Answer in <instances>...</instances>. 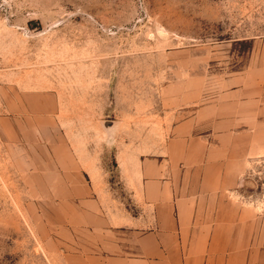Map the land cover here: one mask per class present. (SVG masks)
<instances>
[{
	"label": "crops",
	"instance_id": "crops-1",
	"mask_svg": "<svg viewBox=\"0 0 264 264\" xmlns=\"http://www.w3.org/2000/svg\"><path fill=\"white\" fill-rule=\"evenodd\" d=\"M230 63L191 65L158 115L102 119L98 136L56 141L48 108L29 131L17 112L0 119L30 196L52 202L67 264H264V39Z\"/></svg>",
	"mask_w": 264,
	"mask_h": 264
},
{
	"label": "rangeland",
	"instance_id": "rangeland-1",
	"mask_svg": "<svg viewBox=\"0 0 264 264\" xmlns=\"http://www.w3.org/2000/svg\"><path fill=\"white\" fill-rule=\"evenodd\" d=\"M262 39L264 0H0V119L17 112L29 131L48 108L56 141L98 136L102 119L158 115L191 65L240 69ZM12 153L0 133V264H67L52 202L30 196Z\"/></svg>",
	"mask_w": 264,
	"mask_h": 264
},
{
	"label": "water",
	"instance_id": "water-1",
	"mask_svg": "<svg viewBox=\"0 0 264 264\" xmlns=\"http://www.w3.org/2000/svg\"><path fill=\"white\" fill-rule=\"evenodd\" d=\"M104 128L107 130L108 134L113 135L115 133V122L110 120H105L103 122Z\"/></svg>",
	"mask_w": 264,
	"mask_h": 264
}]
</instances>
